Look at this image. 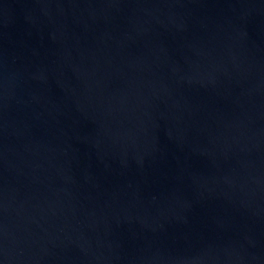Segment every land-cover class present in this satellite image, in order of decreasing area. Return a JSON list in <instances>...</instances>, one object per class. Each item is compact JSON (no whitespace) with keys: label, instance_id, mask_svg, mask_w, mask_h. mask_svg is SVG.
Instances as JSON below:
<instances>
[{"label":"water","instance_id":"95a60500","mask_svg":"<svg viewBox=\"0 0 264 264\" xmlns=\"http://www.w3.org/2000/svg\"><path fill=\"white\" fill-rule=\"evenodd\" d=\"M0 264H264V0H0Z\"/></svg>","mask_w":264,"mask_h":264}]
</instances>
